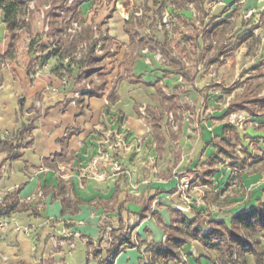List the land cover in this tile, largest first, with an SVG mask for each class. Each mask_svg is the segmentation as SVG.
<instances>
[{"label":"crops","instance_id":"crops-1","mask_svg":"<svg viewBox=\"0 0 264 264\" xmlns=\"http://www.w3.org/2000/svg\"><path fill=\"white\" fill-rule=\"evenodd\" d=\"M193 1L203 18L201 23L208 25L194 38L195 66L187 60L191 51L185 42L156 24L146 33L142 7H137L142 14L132 13L124 25L115 12L107 16L115 0H90L81 7L84 24L94 26L97 38L108 35L115 42L122 41L117 61H106L104 95H84L75 79L76 70L64 80L53 70L56 58L32 76L27 74L29 57L24 52L17 61L1 65L0 139H10L20 147L11 153L0 149V205L14 192L19 203L29 195L35 199L5 216L9 223L0 227V264H100L91 257L93 246L102 244L105 230L119 228L120 215L123 230L131 234L135 245L124 247L113 264H141L145 248L152 254L151 264H240L223 262L218 250L207 248L198 239L179 249L177 261L164 263L152 252L166 244L169 228L179 216L208 229L218 220L230 224L234 213L264 201V183L258 176L243 173L233 186L231 167L222 162L217 164L219 170L212 183L194 181L209 185L192 191L193 201L201 199L200 203L189 205L178 192L183 175L195 178L202 173L217 151L216 143L227 124L237 125L241 140L243 125L231 121L233 113L256 120L255 124L264 122L262 115L242 111L226 114L235 96L229 97L225 107L207 109L204 103L210 68L230 58L222 21L215 23L212 12L237 5L241 11L248 10L252 19L264 16V0ZM211 3L215 4L214 11ZM160 9L156 18L163 11ZM120 12L124 18V10ZM111 17L115 36L111 34ZM131 25L144 40L142 44L132 38ZM123 26L125 33L120 31ZM245 26L241 24L239 30ZM10 41L0 8V54L7 51ZM220 48L223 55L218 54ZM97 49L102 51L100 45ZM262 61L254 60L246 70H261ZM255 65L261 68L251 70ZM191 90L198 95L192 112L185 106ZM29 125L32 127L23 131ZM118 136L126 141L127 148L116 145ZM101 149L119 159L124 172L106 180L83 177L80 169ZM215 183L217 187L212 189ZM38 203L43 204L41 209L36 208ZM17 225L29 228V233L17 230ZM261 246L264 248V237ZM106 256L107 249H102L96 259ZM246 257L248 264H257L253 254Z\"/></svg>","mask_w":264,"mask_h":264},{"label":"trees","instance_id":"trees-1","mask_svg":"<svg viewBox=\"0 0 264 264\" xmlns=\"http://www.w3.org/2000/svg\"><path fill=\"white\" fill-rule=\"evenodd\" d=\"M90 0H0V8L4 15V21L11 34V41L7 51L0 54V67L3 63L17 61L21 52L29 57L27 74L35 75L39 68L43 67L51 58H56L58 65L53 70L58 71L62 67L68 72H77L75 79L84 89V95L102 96L106 92L108 80L104 70L107 68L106 56L109 52L107 41L110 36L105 35L101 44L95 36L94 26L86 25L81 31L71 33L73 22L84 24L82 5ZM206 1V0H201ZM33 7H29V3ZM162 10V9H160ZM208 11L204 14L208 15ZM102 34V32H100ZM76 39L74 47L65 50L66 40ZM83 45L81 55L77 57L75 48ZM100 45L102 53H98ZM224 49V47H223ZM220 48L218 54H224ZM264 60V54L261 56ZM255 65L251 70L260 69ZM181 72L187 76V72L181 68ZM97 75L99 81L94 80ZM85 79V81H84ZM1 81V74H0ZM88 81V85L84 82ZM246 112L249 115H261L264 113V96L261 90L247 78L240 95L235 96L227 105L226 114L233 112ZM29 127H24L26 131ZM231 128L229 132L228 129ZM240 142L237 125L227 124L226 132L222 139L216 143L217 151L209 158L207 166L193 181L199 184H210L213 175L219 170L217 164L225 161V158L236 160L233 166H242L239 163V155L235 149ZM2 144V145H1ZM10 139H0V149L10 153L19 148ZM19 152L16 151L15 156ZM121 172H124V168ZM16 192L9 193L0 205L2 216H8L17 211L26 201L19 203ZM39 204V203H38ZM38 204L36 208L38 207ZM119 228L113 230L110 246L107 248V256L100 259V264H113L117 254L127 246L135 245L131 234L123 230L124 219L120 215ZM262 234V236H260ZM264 237V201L249 209L233 214L231 223L218 220L208 229H203L186 216H179L175 224L169 228L166 244L152 249L153 255L162 258L164 263L180 259V248L191 239H198L207 248L219 251L222 261L225 263L248 264L247 254H253L257 264H264V248L261 246ZM102 248H93L92 254L100 256ZM152 261V260H151ZM151 261L149 264H151ZM153 264V263H152ZM212 264H215L212 261Z\"/></svg>","mask_w":264,"mask_h":264},{"label":"rangeland","instance_id":"rangeland-1","mask_svg":"<svg viewBox=\"0 0 264 264\" xmlns=\"http://www.w3.org/2000/svg\"><path fill=\"white\" fill-rule=\"evenodd\" d=\"M97 1V0H96ZM115 5L111 9H108L107 16H110L111 13H116V19L124 25L125 19L121 17L120 10L124 8L130 13H134L137 7H142L144 11V27L146 33H151L153 25H157L160 30H164L166 33L185 42L190 47V56L187 57V60L191 63V66H195L197 60V54L194 52L195 35L198 33H203L208 29V25L201 23L202 16L195 5L193 0H182L181 4H177L174 0H115ZM29 7H33V3L28 4ZM159 7H162L163 11L156 18L157 10ZM211 11H214L215 4H209ZM212 20L222 21L221 27L225 32L226 42H227V52L230 53V58L219 64H215L210 68L211 80L208 82V90L205 92L204 103L206 104L207 109H212L213 107H225L229 101V97L240 95L244 89L245 81L248 78L252 79V83L261 90V96H264V60L261 62L262 69L255 72H250L246 70V65H252L254 60L259 61L261 56L264 54V16L259 15L249 19V11H241L240 7L237 5L235 7H225L222 12L214 13L212 12ZM155 17V19L153 18ZM248 17V18H246ZM256 18V19H255ZM113 20V26L111 29V34L115 36L117 33L114 17H111ZM155 21H154V20ZM130 21V20H128ZM156 21L158 23H156ZM248 21V22H247ZM243 22V23H242ZM245 22V23H244ZM139 24V23H138ZM137 24V25H138ZM208 24V23H207ZM241 24L247 25L242 31L239 27ZM134 25H136L134 23ZM85 24L80 23L79 21L73 22L71 33H77L81 31ZM244 27V26H243ZM247 27V29H246ZM131 25V35L134 41L138 44H142L144 40L139 38L138 32L133 29ZM122 32H127L126 28L123 26ZM239 30V31H238ZM145 31V30H142ZM102 44L104 39L97 38ZM225 41V39H224ZM65 50L73 48V42H77L76 39L66 40ZM122 43L121 40L116 39L107 41V48L109 52L106 56V61L110 63H115L117 60V55L121 46L118 45ZM83 46V45H82ZM81 45L75 48L74 54L77 57L81 55ZM98 53H102L100 49H97ZM112 59V60H111ZM260 63V62H259ZM58 65V62L54 67ZM39 70V69H38ZM248 72V73H247ZM58 73L61 74L62 78L66 80L68 72L62 67L58 70ZM94 80L99 81L97 75L94 76ZM84 82V81H83ZM88 85V81L84 82ZM197 92L191 90L189 98L186 99L185 106L193 110L192 105L196 104ZM264 119V113L261 114ZM235 123L238 125H243L240 127L241 131V140L235 149V153L239 155V163L242 161V166H233L234 161L236 160H225L222 163L240 169L238 174L235 177L240 176L243 173L248 175H256L259 177V181L264 183V122L256 123V120L251 121L242 116L241 114H236ZM250 122L252 125H250ZM262 127V128H261ZM260 133V134H258ZM227 162V163H226ZM237 179V178H236ZM104 236L102 244L99 245L102 249H107L110 246V241L113 237V231L108 229L104 231ZM93 248H97L93 246ZM92 254V252H91ZM95 262H100L96 259L95 255H91Z\"/></svg>","mask_w":264,"mask_h":264},{"label":"built area","instance_id":"built-area-1","mask_svg":"<svg viewBox=\"0 0 264 264\" xmlns=\"http://www.w3.org/2000/svg\"><path fill=\"white\" fill-rule=\"evenodd\" d=\"M118 2V0H117ZM142 14V10L141 9H137L135 11V15L139 16ZM124 19L125 20H129L131 18V14L124 8V13H123ZM235 116L236 113H233L231 115V121L234 122L235 121ZM116 145H118L121 149H125L128 146L126 145V141L118 136L116 139ZM123 170V164L121 163V161L117 158H114L108 151H105L103 149H101L97 155H95L90 164L86 167H82L80 169L81 171V175L83 177H93L99 180H106L109 177H113L118 175V173H120ZM232 174L234 176H236L238 174V172L240 171V169H238L237 167H233L232 169ZM194 177L192 175H183L180 178V182L178 185V192L180 194V197L189 205L191 203H200L201 199H197L195 201H193L192 199V191L194 189H197L198 187H209V185H198L194 183ZM232 184L233 186L237 185V180L236 177L232 180ZM217 187V183L212 184V189ZM35 199V195H29L27 197H25L23 199V201L26 202H32ZM43 207L42 203L38 204V209H41ZM9 221L7 218H5L4 216H2L1 214V210H0V227L1 228H6V226L8 225ZM17 230H22L23 228L20 225L16 226ZM25 233H29V228H24L23 229ZM111 230V229H110ZM112 240V238H109ZM144 258L141 264H149V262L152 260V254L150 252V250H144ZM183 264V263H181Z\"/></svg>","mask_w":264,"mask_h":264}]
</instances>
